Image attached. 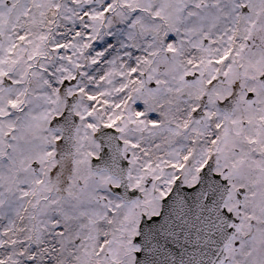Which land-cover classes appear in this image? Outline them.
<instances>
[{
    "label": "snow or ice",
    "instance_id": "obj_1",
    "mask_svg": "<svg viewBox=\"0 0 264 264\" xmlns=\"http://www.w3.org/2000/svg\"><path fill=\"white\" fill-rule=\"evenodd\" d=\"M0 264H264V0H0Z\"/></svg>",
    "mask_w": 264,
    "mask_h": 264
}]
</instances>
